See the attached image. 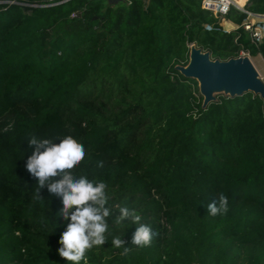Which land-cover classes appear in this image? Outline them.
<instances>
[{
    "label": "trees",
    "instance_id": "obj_1",
    "mask_svg": "<svg viewBox=\"0 0 264 264\" xmlns=\"http://www.w3.org/2000/svg\"><path fill=\"white\" fill-rule=\"evenodd\" d=\"M247 9L264 13V0ZM248 17L202 0H0V264H76L59 254L70 220L48 187L63 175L39 186L31 135L73 136L85 149L73 180L106 185L104 243L79 264H264V99L218 93L203 107L197 79L175 67L191 43L264 58ZM221 193L227 212L209 215ZM141 224L146 247L132 243Z\"/></svg>",
    "mask_w": 264,
    "mask_h": 264
},
{
    "label": "clouds",
    "instance_id": "obj_2",
    "mask_svg": "<svg viewBox=\"0 0 264 264\" xmlns=\"http://www.w3.org/2000/svg\"><path fill=\"white\" fill-rule=\"evenodd\" d=\"M28 144L34 146V151L27 159L26 169L38 179L40 187L52 178L63 175L62 179L48 183L49 191L62 197L61 215L70 220L59 238L61 247L58 251L61 257L79 264L85 259L88 249L104 243V233L108 228L105 217L109 215V210L104 207L107 203L104 194L106 185L103 182L94 185L85 177L73 180L68 170L73 169L85 157L84 146L73 136L67 135L59 143H52L48 139L38 140L35 135H31ZM207 209L212 216L226 213L227 196L221 193L218 203L213 200L207 204ZM120 212L121 220L130 215L135 222L141 219L140 215L130 212L127 207H122ZM153 235L150 225L141 224L133 235L132 243L138 247L149 246ZM113 244L120 248L124 241L115 237ZM128 251L129 249H124L125 253Z\"/></svg>",
    "mask_w": 264,
    "mask_h": 264
},
{
    "label": "water",
    "instance_id": "obj_3",
    "mask_svg": "<svg viewBox=\"0 0 264 264\" xmlns=\"http://www.w3.org/2000/svg\"><path fill=\"white\" fill-rule=\"evenodd\" d=\"M108 1L114 4L122 0ZM175 67L185 76L197 79L203 107L216 100L218 93L234 96L252 91L264 99V79L248 53L214 58L209 50L191 43L188 63Z\"/></svg>",
    "mask_w": 264,
    "mask_h": 264
},
{
    "label": "built area",
    "instance_id": "obj_4",
    "mask_svg": "<svg viewBox=\"0 0 264 264\" xmlns=\"http://www.w3.org/2000/svg\"><path fill=\"white\" fill-rule=\"evenodd\" d=\"M249 1L250 0H202V6L220 16L226 15L232 7L248 12L249 17L244 22L243 26L248 31L251 41L258 44L264 38V31L259 25L260 22L264 21V13H252L248 11L247 4ZM77 14V11L72 13L73 16ZM246 53L247 52L244 50L241 51V54Z\"/></svg>",
    "mask_w": 264,
    "mask_h": 264
},
{
    "label": "rangeland",
    "instance_id": "obj_5",
    "mask_svg": "<svg viewBox=\"0 0 264 264\" xmlns=\"http://www.w3.org/2000/svg\"><path fill=\"white\" fill-rule=\"evenodd\" d=\"M226 27L230 28V23L226 24ZM253 61L255 62L256 66L258 67L259 71L261 72V75L264 79V58L261 54L257 55H251Z\"/></svg>",
    "mask_w": 264,
    "mask_h": 264
}]
</instances>
